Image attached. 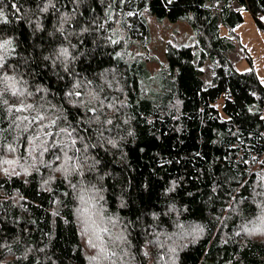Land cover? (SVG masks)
<instances>
[{"label":"trees","instance_id":"trees-1","mask_svg":"<svg viewBox=\"0 0 264 264\" xmlns=\"http://www.w3.org/2000/svg\"><path fill=\"white\" fill-rule=\"evenodd\" d=\"M244 10L264 30V0H0V89H44L0 103V264H264V84L221 35ZM146 14L192 27L195 60L168 45L151 75Z\"/></svg>","mask_w":264,"mask_h":264},{"label":"rangeland","instance_id":"rangeland-1","mask_svg":"<svg viewBox=\"0 0 264 264\" xmlns=\"http://www.w3.org/2000/svg\"><path fill=\"white\" fill-rule=\"evenodd\" d=\"M255 3L256 0H247L249 9H253ZM235 8H238V6L236 5ZM242 15L243 21L237 26L229 27L221 24V35L230 39L234 44V49L228 52L227 57L238 72L253 71L260 82L264 84V30L259 26L251 10H244ZM146 19L151 29L152 42L149 45L148 52L150 57L148 69L151 75L157 73L163 64L174 67L172 62H175V56L167 50L168 45L171 48L185 50V57L192 61L195 60L199 48L192 27L184 22L158 21L150 14H146ZM249 59H251V62ZM214 66L213 61L208 60L202 68L206 83L210 84L212 81ZM150 246H152L154 253V245L151 243ZM163 257L164 254L162 253V262H165L166 257Z\"/></svg>","mask_w":264,"mask_h":264},{"label":"snow or ice","instance_id":"snow-or-ice-1","mask_svg":"<svg viewBox=\"0 0 264 264\" xmlns=\"http://www.w3.org/2000/svg\"><path fill=\"white\" fill-rule=\"evenodd\" d=\"M46 10V9H44ZM0 16H3V13L0 12ZM6 22V21H5ZM11 41L10 40H5L2 43H0V49H4L8 44H10ZM59 56H63L65 58H67L68 56V50L65 48L60 49L59 51ZM45 59H47V57H45ZM3 60V57H0V61ZM3 67V63H0V68ZM5 80H9V79H14L13 77H4ZM10 95L11 97H13L14 99L12 101H10L9 99H7L5 97V93L7 91V89H0V103L4 104V105H8L9 111H15V112H25L27 110H32L34 109V105L32 103H26V98L27 97H33L36 96L38 93H41L44 91L43 88L37 86L36 91L35 92H30L27 91V89H17L15 87V84L10 86ZM73 93L69 92L68 95H72ZM76 96H79L80 93H75ZM41 101H44V97L41 96L40 97ZM40 107H44V104L41 103ZM60 117H55V118H51L48 117L47 114H40L39 112H37V115L34 116L32 118V120H29V118L27 116H24L23 119L27 120L29 122V124H36L40 126V131L44 132V134L48 137H55L56 135H59L60 133H65L70 139H71V144H75L76 143V138L73 137V131H75V129L69 131L67 128H59V132L58 133H53L51 131H46V129L50 128V127H56L57 124V120ZM48 120L49 122L47 124H43L42 122L45 120ZM108 123H111V121H108ZM39 137H37L38 139ZM44 143H47V141H44ZM55 145V139L53 140V146ZM9 151H15L14 148H11V146H9ZM45 151H47V148H45ZM65 157L67 159H71L70 157H67V153H65ZM56 159H60L59 156H56ZM7 164H12L14 163V161L12 160H5L4 161Z\"/></svg>","mask_w":264,"mask_h":264},{"label":"built area","instance_id":"built-area-1","mask_svg":"<svg viewBox=\"0 0 264 264\" xmlns=\"http://www.w3.org/2000/svg\"><path fill=\"white\" fill-rule=\"evenodd\" d=\"M264 115V114H263ZM264 117V116H263Z\"/></svg>","mask_w":264,"mask_h":264}]
</instances>
